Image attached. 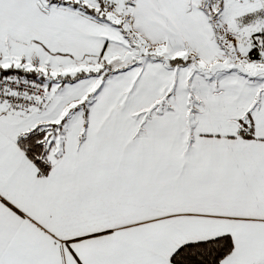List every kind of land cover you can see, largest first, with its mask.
Masks as SVG:
<instances>
[{
	"label": "snow or ice",
	"instance_id": "snow-or-ice-1",
	"mask_svg": "<svg viewBox=\"0 0 264 264\" xmlns=\"http://www.w3.org/2000/svg\"><path fill=\"white\" fill-rule=\"evenodd\" d=\"M0 264H264V0H0Z\"/></svg>",
	"mask_w": 264,
	"mask_h": 264
}]
</instances>
